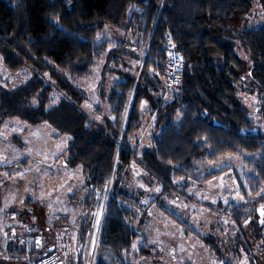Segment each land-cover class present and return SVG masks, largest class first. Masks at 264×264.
I'll return each instance as SVG.
<instances>
[{"label":"trees","instance_id":"trees-1","mask_svg":"<svg viewBox=\"0 0 264 264\" xmlns=\"http://www.w3.org/2000/svg\"><path fill=\"white\" fill-rule=\"evenodd\" d=\"M250 6V0H72L71 6L69 0H0L5 64L11 69L28 65L33 73L15 88L0 84V122L47 123L55 137L69 135L63 162L83 167L91 197L107 190L93 264H132V246L140 237L134 223L143 221L155 203L142 204L138 198L143 193L125 183L134 162L161 182L159 194L172 193L177 185L187 194L221 173L201 176L207 163L237 156L243 165L242 174H236L238 189L245 200L220 211L229 213L245 236L256 217L264 221L259 205L264 197V25L240 34L243 55L220 39ZM127 19L142 38L138 70L113 84L107 115L96 110L89 116L81 108L87 94L74 81L93 73L111 43L99 40L98 32ZM172 50L183 59L176 84L169 80ZM247 83L259 96L257 117L238 96L239 86ZM57 92L63 97L49 106ZM151 128L153 134L145 140L143 133L150 134ZM78 229L76 236L70 229L72 264H86L87 222ZM56 230L45 228L46 246ZM146 247L141 245L138 253H147Z\"/></svg>","mask_w":264,"mask_h":264},{"label":"rangeland","instance_id":"rangeland-1","mask_svg":"<svg viewBox=\"0 0 264 264\" xmlns=\"http://www.w3.org/2000/svg\"><path fill=\"white\" fill-rule=\"evenodd\" d=\"M250 1V9L228 27L229 33L220 35L223 44L232 46L242 55L245 48L240 34L264 25L263 1ZM69 2L71 6L72 0ZM128 21L120 26L106 24L98 32L99 40L106 38L111 43L93 73L74 81L87 94L81 108L89 116L96 110L101 116L107 115L113 84L138 70L143 51L142 38L137 27ZM32 74L28 65L9 68L0 52V84L4 87L15 88ZM248 87V83L240 85L238 96L248 113L257 117L259 96L255 88ZM62 97L57 92L49 106L55 105ZM147 117L149 121L151 117ZM152 130L150 134L145 130V140L150 139ZM55 133L56 130L47 123L31 125L17 118L0 122V166H9L0 170V264H35L40 254L35 239L39 236L38 242L47 245L44 242L45 228H69L76 236L84 220L88 229L87 246L83 252L85 263L93 264L97 255L108 192L97 191L90 196L83 167H69L63 162L70 136L55 137ZM14 164L16 166H12ZM227 166L229 168L225 169ZM218 170H221L220 174L189 188L187 194L181 191V185H177L172 193L161 195V182L133 163L125 183L130 185V190L143 193L139 202L149 204L154 199L155 203L145 210L143 221L138 225L134 223L140 237L133 244L135 248L132 246L129 257L132 264H253L255 261L264 264L262 219L256 217L251 234L245 236L239 232L241 229L234 218L220 211L228 203L245 200L239 193L236 176L243 172L242 161L237 156L225 157L207 163L200 175ZM87 198H90L89 205H85ZM259 205L264 208V197ZM138 217L141 220L140 215ZM210 243L222 252L225 261ZM141 245H147V253H138Z\"/></svg>","mask_w":264,"mask_h":264},{"label":"built area","instance_id":"built-area-1","mask_svg":"<svg viewBox=\"0 0 264 264\" xmlns=\"http://www.w3.org/2000/svg\"><path fill=\"white\" fill-rule=\"evenodd\" d=\"M169 80L171 84L179 82V73L182 69V56L172 50L170 52ZM39 236L35 239L38 242ZM40 254L35 264H72L75 257V240L70 229L59 228L55 231L49 246L40 243L36 244ZM48 247V248H47Z\"/></svg>","mask_w":264,"mask_h":264},{"label":"snow or ice","instance_id":"snow-or-ice-1","mask_svg":"<svg viewBox=\"0 0 264 264\" xmlns=\"http://www.w3.org/2000/svg\"><path fill=\"white\" fill-rule=\"evenodd\" d=\"M57 27H59V23L57 22V25H56ZM146 102H142V105H141V107H143L144 106V104H145ZM88 107H90V106H88ZM156 191H159V189H156ZM262 191H264V190H262ZM259 194V193H258ZM243 197H241V199H242ZM262 215H264V210H262ZM262 223H264V221H262ZM97 224H99V221H97ZM37 243H39V242H37ZM133 247L135 248V245H133Z\"/></svg>","mask_w":264,"mask_h":264},{"label":"crops","instance_id":"crops-1","mask_svg":"<svg viewBox=\"0 0 264 264\" xmlns=\"http://www.w3.org/2000/svg\"><path fill=\"white\" fill-rule=\"evenodd\" d=\"M212 224V223H211ZM210 229V228H209Z\"/></svg>","mask_w":264,"mask_h":264}]
</instances>
